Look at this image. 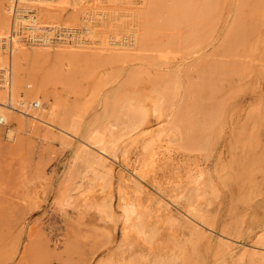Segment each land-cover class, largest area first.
I'll return each instance as SVG.
<instances>
[{
  "label": "bare ground",
  "instance_id": "1",
  "mask_svg": "<svg viewBox=\"0 0 264 264\" xmlns=\"http://www.w3.org/2000/svg\"><path fill=\"white\" fill-rule=\"evenodd\" d=\"M67 7L76 16L62 20ZM163 26L181 31L171 54L188 58L211 46L214 58L238 60L197 65L195 93L208 104L226 98L224 85L264 82V0H0V127L13 125L3 139L20 133L64 149L74 142L68 179L78 176L79 184L64 191L62 183L57 211L101 223L114 254L169 264L186 230L218 254L264 261V244L235 242L193 207L206 188V144L198 105L166 50L151 45L158 60L131 65L123 85L103 97L101 113L83 120L96 91L81 67L86 55L129 65L155 52L148 46ZM58 86L75 96L73 105Z\"/></svg>",
  "mask_w": 264,
  "mask_h": 264
},
{
  "label": "rangeland",
  "instance_id": "2",
  "mask_svg": "<svg viewBox=\"0 0 264 264\" xmlns=\"http://www.w3.org/2000/svg\"><path fill=\"white\" fill-rule=\"evenodd\" d=\"M75 16L68 7L61 13L62 20ZM52 35L57 40L56 34ZM155 36L148 46L155 52L139 54L129 65L108 67L102 63L106 56L86 55L88 59L81 65L87 66L81 67L88 68L87 87L96 86V91L83 120L89 121L101 113L103 97L123 85L124 73L131 65L158 60L160 53L151 45L166 50L172 65L180 67L191 101L198 105L197 118L206 144L201 159L206 188L201 197L192 200L193 207L214 231L225 233L238 243L263 245L264 82L255 80L251 88L242 89L237 82L224 85L226 98L208 104L204 96L195 93L200 82L198 68L212 66L214 61L224 64L238 60L214 58L211 46L194 51L188 58L171 54V45L181 36L178 27L163 26ZM57 92L60 98L69 97L71 105L76 101L63 86H58ZM7 128L12 129L13 125L0 127V264H157L153 257L144 258L138 252L114 254V244L104 235L102 224L92 217L81 220L59 215L56 203L61 187L65 191L70 184H79L78 176L68 179L76 152L74 142L64 149L58 140L43 143L15 133L14 141L8 143L3 139ZM179 235L180 248L169 264H264L247 256L230 258L218 254L203 242L190 241L186 230Z\"/></svg>",
  "mask_w": 264,
  "mask_h": 264
}]
</instances>
